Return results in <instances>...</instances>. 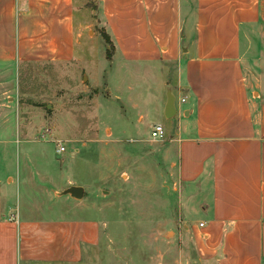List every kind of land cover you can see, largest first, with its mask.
<instances>
[{"label": "crops", "instance_id": "obj_1", "mask_svg": "<svg viewBox=\"0 0 264 264\" xmlns=\"http://www.w3.org/2000/svg\"><path fill=\"white\" fill-rule=\"evenodd\" d=\"M96 1L105 18L118 22L109 23L107 31L110 55L84 51L86 8L81 0H0V86L15 87L21 64L82 63L97 54L107 58L114 76L106 90L113 95L103 110L116 106L113 115L120 121L125 112L118 111L114 100L120 103V94L126 93L136 122H141L148 116L140 103L147 90L157 96L156 115L161 110L171 122L168 131L159 120L153 124L163 125V140L176 152L171 165L181 184L194 264H264V70H259L264 69V0ZM90 74L98 81L96 72ZM167 85L177 107L171 118L164 116ZM2 87L0 264H73L78 254L73 240H95L99 230L92 228L95 220L69 217V209L83 211L86 185L70 177L58 183L46 169L38 172L31 163L37 155L19 144L42 142L17 136L12 108L2 102ZM136 97L140 105L131 100ZM41 152L38 157L47 161ZM55 155L62 163L66 152L54 148V167ZM19 162L24 163L22 176ZM22 180L51 202L55 216H39L43 207L33 194L28 197L30 212L19 209ZM73 185L83 188L80 199L61 194ZM192 216L199 219L190 225Z\"/></svg>", "mask_w": 264, "mask_h": 264}, {"label": "rangeland", "instance_id": "obj_2", "mask_svg": "<svg viewBox=\"0 0 264 264\" xmlns=\"http://www.w3.org/2000/svg\"><path fill=\"white\" fill-rule=\"evenodd\" d=\"M81 1L86 8L82 23L84 51L87 55L94 49L102 54L112 52L113 44L106 43L104 33L109 34V23L118 22L101 14L96 0ZM89 72H96L98 81L93 82ZM112 75L113 67L104 56L100 59V54L88 56L82 63L21 64L15 87L0 86L6 90L2 102L4 107L12 108L17 136L33 143L42 142L19 144L32 148L31 152L37 155L31 163L38 172L46 169L58 183L70 177L86 185L83 211L69 209V217L95 220L97 226L92 224V228L99 230L95 240L94 236L91 241L73 240L78 249L73 264H194L191 234L185 231L188 222H184L179 198L181 184L171 165L176 159L175 149L165 140L150 137V124L159 120L168 131L171 122L162 118L161 110L156 115L157 96L147 90L141 93L142 102L138 97L131 99L146 105L148 116L141 122H136V110L126 99V93L120 94V103L114 100L118 111L125 112L120 121L113 115L116 106L103 110L102 105L109 104L113 95L106 90ZM122 77L130 79L126 74ZM6 134L15 137L10 129ZM57 141L65 146L66 155L62 163L60 156L55 155L54 167L50 157L57 149ZM12 144L15 147V142ZM38 149L40 154L41 149L45 151L47 161L38 157ZM23 165L19 162L20 176L25 172ZM37 178L38 183H43ZM19 183L21 211L30 212L28 197L33 194L43 207L39 216H55L56 208L51 202H44L40 191L34 194L23 180ZM46 190L51 195L50 188ZM198 219L192 216L190 225Z\"/></svg>", "mask_w": 264, "mask_h": 264}, {"label": "water", "instance_id": "obj_3", "mask_svg": "<svg viewBox=\"0 0 264 264\" xmlns=\"http://www.w3.org/2000/svg\"><path fill=\"white\" fill-rule=\"evenodd\" d=\"M177 113V107L175 103V95L171 91V87H166V102L164 106V116L171 118ZM83 188L81 186H70L62 191L61 194H70L72 197L80 199L82 197Z\"/></svg>", "mask_w": 264, "mask_h": 264}, {"label": "built area", "instance_id": "obj_4", "mask_svg": "<svg viewBox=\"0 0 264 264\" xmlns=\"http://www.w3.org/2000/svg\"><path fill=\"white\" fill-rule=\"evenodd\" d=\"M180 101L184 102L185 98L184 97L180 98ZM150 137L153 140H163L165 138V129H164L163 125L160 123H156V124L152 125L151 130H150ZM65 149H66L65 146L61 142L57 141L56 152L57 153H63L65 151ZM201 225H202V223H201Z\"/></svg>", "mask_w": 264, "mask_h": 264}, {"label": "trees", "instance_id": "obj_5", "mask_svg": "<svg viewBox=\"0 0 264 264\" xmlns=\"http://www.w3.org/2000/svg\"><path fill=\"white\" fill-rule=\"evenodd\" d=\"M104 39H105L106 43H110L109 35L106 32L104 33ZM107 53H108V55H110V52H107Z\"/></svg>", "mask_w": 264, "mask_h": 264}]
</instances>
